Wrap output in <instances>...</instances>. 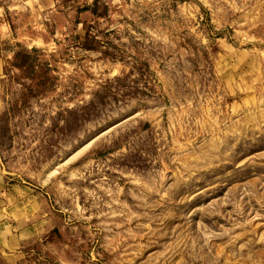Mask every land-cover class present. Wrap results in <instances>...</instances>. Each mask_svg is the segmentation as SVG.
<instances>
[{
  "label": "rangeland",
  "instance_id": "1",
  "mask_svg": "<svg viewBox=\"0 0 264 264\" xmlns=\"http://www.w3.org/2000/svg\"><path fill=\"white\" fill-rule=\"evenodd\" d=\"M0 264H264V0H0Z\"/></svg>",
  "mask_w": 264,
  "mask_h": 264
}]
</instances>
